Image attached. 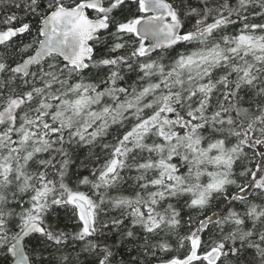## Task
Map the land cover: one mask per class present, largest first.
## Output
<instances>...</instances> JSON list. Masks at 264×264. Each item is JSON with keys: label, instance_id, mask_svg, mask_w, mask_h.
<instances>
[{"label": "snow or ice", "instance_id": "1", "mask_svg": "<svg viewBox=\"0 0 264 264\" xmlns=\"http://www.w3.org/2000/svg\"><path fill=\"white\" fill-rule=\"evenodd\" d=\"M0 264H264V0H0Z\"/></svg>", "mask_w": 264, "mask_h": 264}]
</instances>
